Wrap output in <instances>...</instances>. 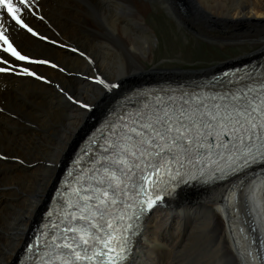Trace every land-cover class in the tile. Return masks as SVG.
Listing matches in <instances>:
<instances>
[{"label":"bare ground","instance_id":"bare-ground-1","mask_svg":"<svg viewBox=\"0 0 264 264\" xmlns=\"http://www.w3.org/2000/svg\"><path fill=\"white\" fill-rule=\"evenodd\" d=\"M28 2L22 18L78 53L63 52L5 20L19 50L49 58L44 60L56 67L33 66L43 79L0 75V264H17L65 165L112 101L134 85L195 77L191 69H146L141 63L170 41L173 20L201 38L247 40L264 50V0ZM156 6L168 18L158 17ZM218 69L208 70L211 75ZM112 84L117 87L110 89ZM125 264H264V168L168 199L137 230Z\"/></svg>","mask_w":264,"mask_h":264},{"label":"snow or ice","instance_id":"snow-or-ice-1","mask_svg":"<svg viewBox=\"0 0 264 264\" xmlns=\"http://www.w3.org/2000/svg\"><path fill=\"white\" fill-rule=\"evenodd\" d=\"M23 10H30L28 0H0V41L4 45L0 52L16 61L49 64L22 55L9 40L4 26L7 18L32 36L38 35L22 19ZM0 63L8 65L9 61L5 58ZM9 71L11 66L0 67V72ZM17 74L43 79L28 67ZM216 99L227 102L209 106L193 95L196 105L188 108L184 105H189V100L179 108H149L145 104L144 110L121 115L118 126L110 125V135L92 160L88 175L81 172L75 177L67 193L57 189L63 201L62 218L51 225L54 233L45 244L48 250L36 257L37 264H124L138 222L165 196L174 194L177 185L172 182H184L183 176L188 174L182 170L203 165L214 154L223 158L227 152L232 158L237 146L245 165L264 161V82L212 97ZM91 143H96L95 139Z\"/></svg>","mask_w":264,"mask_h":264},{"label":"rangeland","instance_id":"rangeland-1","mask_svg":"<svg viewBox=\"0 0 264 264\" xmlns=\"http://www.w3.org/2000/svg\"><path fill=\"white\" fill-rule=\"evenodd\" d=\"M156 8L159 10L158 11L159 13L157 14L158 17L160 16L161 19L168 18L167 14H164V12H160V10L161 11L163 10L162 8H160L159 6H156ZM154 12L155 11H153V13ZM168 31L170 32L169 40L171 42L170 41L167 42V39L166 41L164 40L161 46L157 50V52L158 51L159 52L158 53L155 52V55L151 61L145 59L141 60V63L144 65L146 69L152 68L151 66L157 65L160 66L159 68L162 69H166V68L191 69L192 71L194 70L193 72L194 75L191 76H195V77L207 76L210 75V72L208 70L210 67L219 66L220 68L218 69L219 71L236 64L240 65V63L242 64V62L248 59L259 57L260 55L264 54V50L259 49L258 45H249L247 43L249 41L247 40L232 41V42L230 41L216 42L210 39L198 37L194 35L191 31L186 32L184 31L183 28H178L174 20L170 23V30L168 29ZM179 31L189 34L191 33V35L184 34L182 36ZM53 42L54 44L52 45L62 49L63 52L64 51L70 52L68 49H66V47L69 46L61 47L58 42L55 41ZM43 59H49V58L43 57ZM53 63L56 64L54 61ZM64 73H65L64 75H68L65 72V70ZM181 77L193 78L190 76H175V77H171V78L167 77V78L179 79ZM167 78L157 79L155 81H160ZM136 86L137 85H134L131 88ZM152 245L155 246L156 244H152Z\"/></svg>","mask_w":264,"mask_h":264},{"label":"trees","instance_id":"trees-1","mask_svg":"<svg viewBox=\"0 0 264 264\" xmlns=\"http://www.w3.org/2000/svg\"><path fill=\"white\" fill-rule=\"evenodd\" d=\"M35 72V71H34ZM36 73V72H35ZM37 74V73H36ZM38 75V74H37ZM45 79H47L46 77H44Z\"/></svg>","mask_w":264,"mask_h":264},{"label":"water","instance_id":"water-1","mask_svg":"<svg viewBox=\"0 0 264 264\" xmlns=\"http://www.w3.org/2000/svg\"><path fill=\"white\" fill-rule=\"evenodd\" d=\"M260 243H261V241H260Z\"/></svg>","mask_w":264,"mask_h":264}]
</instances>
